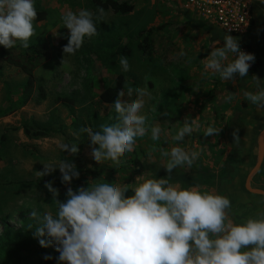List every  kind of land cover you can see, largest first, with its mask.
<instances>
[{
  "label": "rangeland",
  "instance_id": "1",
  "mask_svg": "<svg viewBox=\"0 0 264 264\" xmlns=\"http://www.w3.org/2000/svg\"><path fill=\"white\" fill-rule=\"evenodd\" d=\"M114 1L132 4L135 11L121 16L104 9L103 19L97 21L98 34L86 38L74 55L63 59L62 49L69 30L63 27L62 15L80 9L95 14L98 6L94 0H36L35 8L46 11L47 19L33 22L35 30L29 45L48 41L52 57L35 72L31 92L25 90L28 77L20 69L7 65L0 56V264H58L59 253L54 246L42 247L30 229L35 226L30 218L31 209L53 215L58 210L55 199L45 188L47 182L58 189L56 198L65 199L68 187L74 191L86 187L88 180L101 174L129 188L144 173L183 187L194 186L220 194L217 187L192 184L189 175L198 165L221 174L236 143L242 150V159L250 156L255 158L254 166L257 163L264 107L251 104L242 93L256 90L255 77L262 79L260 83L264 85V72L252 74L250 67L246 77L237 75L233 81L202 74L201 60L211 51L210 45L222 43L226 34L192 10L187 0ZM254 1L251 30L242 37H233L238 38L240 48L247 50V45L252 46L264 59V4ZM142 33L149 36L152 60L139 51ZM15 46L21 45L17 42ZM123 48L130 54L122 55ZM122 56L128 59L127 72L119 63ZM120 75L126 80L125 93L129 87L148 86L149 95L144 97L142 112L148 125L158 124L163 131L156 142L150 139V134L137 138L132 151L124 153L118 165L111 160L98 164L91 156L87 134L79 133V129L85 126L98 129L100 124L114 121L113 105L103 103L100 95L113 87ZM229 94L233 100L226 102ZM195 118L199 128L185 138L182 146H195L201 155L190 169L178 167L169 175L163 168L166 159L161 158L158 149L172 145L175 130L185 119ZM231 120L237 124L236 141L229 133ZM209 126L221 131L204 136ZM25 128L45 135L29 137ZM74 133H79L78 137ZM62 142L79 143L78 153L61 151ZM66 159L79 172V178L69 185L61 182L58 169L46 176L39 172L43 171V164H57ZM250 172L243 177L240 171L238 178L226 186L224 196L231 201L229 215L235 222L264 210L261 200L245 195L249 193L245 183ZM131 194L128 190L127 195ZM237 203L242 207L239 212L233 209ZM46 255L51 259H44Z\"/></svg>",
  "mask_w": 264,
  "mask_h": 264
},
{
  "label": "clouds",
  "instance_id": "2",
  "mask_svg": "<svg viewBox=\"0 0 264 264\" xmlns=\"http://www.w3.org/2000/svg\"><path fill=\"white\" fill-rule=\"evenodd\" d=\"M35 2L0 0V46L11 49L19 42L29 47L37 17ZM104 15L100 7L95 14L80 9L62 15L63 27L69 30L63 59L74 55L86 38L98 34L97 21ZM210 47L209 54L201 60L202 74L219 76L222 81L247 76L255 56L241 50L238 38L226 34L222 43ZM119 63L123 71L129 70L127 57H120ZM255 80L256 90H245L242 95L251 104L264 107V85L260 83L262 79ZM148 95L147 85L129 87L126 93L120 91L113 102L116 116L112 123H102L98 129H79V133L87 134L91 156L98 164L111 160L118 165L120 157L132 151L139 137L150 134L153 142L160 140L162 128L148 125L142 112ZM232 100V94L225 97L226 102ZM181 125L171 136L174 143L158 149L161 158L166 159L163 168L169 175L178 167L190 169L201 155L195 146H182L185 138L199 128L197 119H185ZM220 131L209 126L203 135ZM233 136L239 140L235 132ZM78 145L62 142L59 148L76 155ZM56 169L65 185L79 178L76 165L68 159L43 164L39 172L46 176ZM131 184V188L122 186L101 174L88 180L86 187L75 191L68 187L66 200L60 201L56 199L58 189L47 182L45 188L57 202L58 210L53 215L31 209L30 218L35 221V226H30L33 238L44 248L54 246L59 253L58 264H264V210L235 222L229 215L232 205L227 196L144 173ZM128 190L131 195H127ZM44 259L51 257L46 255Z\"/></svg>",
  "mask_w": 264,
  "mask_h": 264
},
{
  "label": "trees",
  "instance_id": "3",
  "mask_svg": "<svg viewBox=\"0 0 264 264\" xmlns=\"http://www.w3.org/2000/svg\"><path fill=\"white\" fill-rule=\"evenodd\" d=\"M96 6L111 10L116 15H129L135 11V6L129 3H118L114 0H94ZM37 17L34 20L35 23H41L46 21L47 13L44 10L36 9ZM146 33H142L141 37L143 39L142 43L139 46V51L142 55L148 59L152 60L153 56V48L151 46L149 36H145ZM246 51L248 53L254 54L255 60L254 65L250 68L252 74L261 75L264 72V59L263 56L259 53V51L252 46L247 45ZM122 55H129L130 51L126 48L121 50ZM0 56L4 60V62L12 67L20 69L27 77L28 81L25 86V90L31 92L34 88V75L35 72L44 64L50 61L52 57V49L51 45L48 41L36 44L29 45L28 48H24L22 46H14L11 49H6L3 46H0ZM126 80L123 75H120L113 87H110L102 92L100 95V100L108 105H113L114 100L117 97V93L125 90ZM237 122V121H236ZM231 126L229 133L232 140L236 141L233 133H236L237 124H233L231 120ZM239 127V126H238ZM25 133L27 136H44L45 134L41 132H33L29 128H25ZM236 135H238L236 133ZM241 148L239 143H236L230 155L227 157L224 169L221 174H215L210 171L208 168H203L202 166H197V170L193 172L190 176L191 183L194 185L207 186V187H217L219 188V193L221 195H225L227 193L226 186L231 185L234 179L238 178L239 172L242 171L243 177H246L250 170L254 167L253 161L255 158L248 157L249 159L241 158ZM264 166L260 170L259 174L255 177L253 181V186L257 189L264 190ZM247 197L255 198L261 200L264 203V198L260 196H254L250 193H245ZM60 201L66 200L63 197L56 198ZM56 207L58 209V205L56 202ZM234 210L240 211L242 207L240 204H235ZM236 212V213H238Z\"/></svg>",
  "mask_w": 264,
  "mask_h": 264
},
{
  "label": "built area",
  "instance_id": "4",
  "mask_svg": "<svg viewBox=\"0 0 264 264\" xmlns=\"http://www.w3.org/2000/svg\"><path fill=\"white\" fill-rule=\"evenodd\" d=\"M189 7L224 34L242 37L251 30L254 0H187ZM241 50L247 52L245 49ZM248 53V52H247ZM251 62L250 67H252Z\"/></svg>",
  "mask_w": 264,
  "mask_h": 264
},
{
  "label": "water",
  "instance_id": "5",
  "mask_svg": "<svg viewBox=\"0 0 264 264\" xmlns=\"http://www.w3.org/2000/svg\"><path fill=\"white\" fill-rule=\"evenodd\" d=\"M263 162H264V130L261 132L259 136V152H258L257 163L254 166V168L251 170L250 174L248 175L246 179V183H245V187L250 194L255 195V196H260V197H264V190L252 187V182H253V179L259 174L261 167L263 165Z\"/></svg>",
  "mask_w": 264,
  "mask_h": 264
},
{
  "label": "crops",
  "instance_id": "6",
  "mask_svg": "<svg viewBox=\"0 0 264 264\" xmlns=\"http://www.w3.org/2000/svg\"><path fill=\"white\" fill-rule=\"evenodd\" d=\"M255 196V195H254Z\"/></svg>",
  "mask_w": 264,
  "mask_h": 264
}]
</instances>
